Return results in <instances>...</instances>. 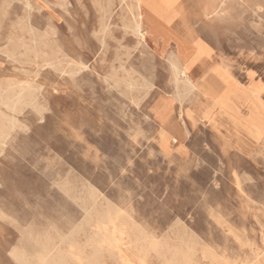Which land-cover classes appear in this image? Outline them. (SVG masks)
Returning <instances> with one entry per match:
<instances>
[{
    "label": "rangeland",
    "instance_id": "obj_1",
    "mask_svg": "<svg viewBox=\"0 0 264 264\" xmlns=\"http://www.w3.org/2000/svg\"><path fill=\"white\" fill-rule=\"evenodd\" d=\"M211 3L0 0V264H264V0Z\"/></svg>",
    "mask_w": 264,
    "mask_h": 264
},
{
    "label": "bare ground",
    "instance_id": "obj_2",
    "mask_svg": "<svg viewBox=\"0 0 264 264\" xmlns=\"http://www.w3.org/2000/svg\"><path fill=\"white\" fill-rule=\"evenodd\" d=\"M19 1V0H18ZM26 1V0H25ZM132 1H134V2H136V4H137V10H136V12H133L132 13V15H133V30H134V32H136V33H140V35L143 37V35H144V33H143V30H144V24H145V22H144V18H143V15H142V12H141V7H140V4H139V0H132ZM207 1V3H210V7H211V5H212V1H214V0H206ZM100 2V1H99ZM178 5V4H177ZM12 6V5H11ZM29 6V5H28ZM209 6H204V8H203V12H204V14L205 15H207L209 12H210V7ZM174 7V6H173ZM209 7V8H208ZM222 7V6H221ZM3 8V7H2ZM175 8V7H174ZM1 9V8H0ZM3 10V9H2ZM98 10H99V8H98ZM175 10H176V8H175ZM96 11V10H95ZM177 11V10H176ZM221 11V10H220ZM229 11V10H228ZM7 14H8V12H7ZM225 14V13H224ZM9 15V14H8ZM28 19V18H27ZM101 20V19H100ZM193 21V20H192ZM260 21V20H259ZM261 22V21H260ZM252 24V23H251ZM101 26V25H100ZM108 26V25H107ZM145 26H146V24H145ZM251 27H252V25H251ZM254 27V26H253ZM258 28V27H257ZM30 29V28H29ZM100 29V28H99ZM99 29H98V31H99ZM106 29V28H105ZM260 30V29H259ZM210 31V30H209ZM255 31H256V29H255ZM211 32H213V31H211ZM45 34H46V32H45ZM212 35H214V34H212ZM232 35V34H231ZM235 35V34H234ZM216 36V35H215ZM198 37V36H197ZM249 37V36H248ZM102 41V40H101ZM170 42V41H169ZM217 43V42H216ZM169 44V43H168ZM217 44H219V43H217ZM170 46V45H169ZM259 46V45H258ZM262 48V47H261ZM264 49V48H263ZM8 50V49H7ZM101 52V51H100ZM169 55H170V62H171V66H172V68H173V70L175 71V74H177L178 75V73H180V74H183L184 76H185V79H184V83L190 88V87H195V83L191 80V78L187 75V73H186V70L184 69V62H185V60H186V57H185V55L181 52V50L179 49V47L176 45V43L174 42V50L173 51H169ZM167 57V56H166ZM11 58V57H10ZM163 58V57H162ZM28 61V60H27ZM223 61V60H222ZM65 62V61H64ZM224 62V61H223ZM18 63V62H17ZM224 64V63H223ZM35 65H37V64H35ZM225 66V65H224ZM45 67V66H44ZM229 67V66H228ZM84 68V67H83ZM225 68H223V71H226L227 72V68L224 70ZM78 70H81V69H78ZM113 70V69H112ZM64 71V70H63ZM36 73V72H35ZM72 73V72H71ZM116 73V72H115ZM217 73V72H216ZM229 73V72H228ZM231 73V72H230ZM229 73V74H230ZM77 74V73H76ZM72 75H74V74H72ZM69 76H70V74H69ZM36 77V76H35ZM178 80V78H177V76L175 77V81H177ZM213 81V80H212ZM107 83V82H106ZM210 83V82H209ZM34 84V83H33ZM109 84V83H108ZM113 86V85H112ZM139 87V86H138ZM29 86L27 85H24V86H21V87H19L18 88V92L16 93V94H14V95H12L11 97H9L8 98V101L12 104V105H16V104H22V103H24V102H26L27 100H30L31 99V95H30V92H29ZM191 89V88H190ZM190 89H188V90H190ZM178 90V89H177ZM183 90H184V88H183ZM230 90V86L229 87H227V89H226V91L224 92V94L223 95H220L219 96V98L217 99V101H216V103H215V105L217 106V107H219V109H222V110H224V106H221L220 104H222V102H224L226 99H228L227 100V103H230L231 102V100H230V96H228L229 95V91ZM26 91V93L25 94H23V92H25ZM187 91V90H186ZM187 93V92H186ZM185 92H184V94H186ZM210 94V93H209ZM211 95H213V94H211ZM170 96V95H169ZM158 98V97H157ZM186 98V97H185ZM6 100V99H5ZM35 101V100H34ZM156 101V100H155ZM132 102V101H131ZM8 103V102H7ZM226 103V104H227ZM33 105V104H32ZM13 108V107H12ZM15 108V107H14ZM225 111H227V110H225ZM224 111V112H225ZM230 112H232V110L230 111ZM227 114V113H226ZM228 117H229V115H227ZM186 117V116H185ZM8 120V119H7ZM6 120V121H7ZM12 120V119H11ZM10 120V121H11ZM232 120V119H231ZM18 122V121H17ZM180 123V122H179ZM214 123H216V121H214ZM233 123V122H232ZM10 124H8V126H6V124L4 125V124H1L0 125V144H2L1 142L3 141V138H5V136L8 134V129L10 128V127H12L11 125L9 126ZM234 125V124H233ZM21 128V127H20ZM183 135V134H182ZM138 136V135H137ZM253 137V136H252ZM156 138V137H155ZM135 139H137V138H135ZM184 141V140H183ZM3 146V145H2ZM159 146V145H158ZM1 149V148H0ZM173 151V150H172ZM2 154V153H1ZM49 155V154H48ZM185 159V158H184ZM46 168V167H45ZM213 181V180H212ZM237 183H239V182H237ZM58 186V185H57ZM119 186V185H118ZM240 186H241V184H240ZM238 188H241V187H238ZM131 198V197H130ZM204 199V198H203ZM256 203V202H255ZM247 206V205H246ZM219 207V206H218ZM217 207V208H218ZM220 208V207H219ZM211 210V209H210ZM214 209H212V211H213ZM252 210V209H251ZM122 212V211H121ZM119 214V213H118ZM209 215H211V214H209ZM213 215V214H212ZM211 215V216H212ZM217 215V214H216ZM219 215V214H218ZM256 216V215H255ZM254 216V217H255ZM214 217V216H213ZM215 217H217V216H215ZM8 219V218H7ZM217 219H218V217H217ZM223 219V218H222ZM214 221H216L217 222V220H214ZM219 221V220H218ZM223 221H224V219H223ZM220 222V221H219ZM218 222V223H219ZM217 223V224H218ZM220 223H222L223 224V222H220ZM224 224H225V222H224ZM220 225V224H219ZM222 226V225H221ZM231 225H229V227H230ZM228 227V226H227ZM223 228V227H222ZM264 228V227H263ZM114 229V228H113ZM244 230V229H243ZM231 231V233L233 232L232 230H230ZM229 231V232H230ZM114 233V232H113ZM211 235V234H210ZM30 237V236H29ZM33 237V236H32ZM236 240L238 241V239H237V237H236ZM19 241V240H18ZM35 242V241H34ZM214 242V241H213ZM124 243V242H123ZM244 244V243H243ZM26 245V244H25ZM206 247V246H205ZM189 248V247H188ZM219 248V247H218ZM119 249V248H118ZM224 249V248H223ZM100 251V250H99ZM225 251V250H224ZM253 251V250H252ZM224 253V252H223ZM40 254V253H39ZM122 255V254H121ZM247 256V255H246ZM221 257V256H220ZM47 258V257H46ZM246 259V258H245ZM124 261V260H123ZM42 264H46L47 263V261H46V259H42L41 261H40ZM227 262V261H226ZM237 262V261H236ZM260 262V261H259ZM25 264V263H24ZM257 264V263H256Z\"/></svg>",
    "mask_w": 264,
    "mask_h": 264
},
{
    "label": "crops",
    "instance_id": "obj_3",
    "mask_svg": "<svg viewBox=\"0 0 264 264\" xmlns=\"http://www.w3.org/2000/svg\"><path fill=\"white\" fill-rule=\"evenodd\" d=\"M184 69L187 70L188 69V66L186 64V60L184 62ZM213 70V69H212ZM219 71H217L218 73ZM203 82L207 83L209 85V93L210 94H215L218 92L217 88L218 86H222V93L224 94V92L226 91L227 89V84L225 81H223L217 74H216V71L214 72L213 71H208V72H205L203 73ZM213 80V81H212ZM210 82V83H209ZM221 95V94H220ZM219 95V96H220Z\"/></svg>",
    "mask_w": 264,
    "mask_h": 264
}]
</instances>
